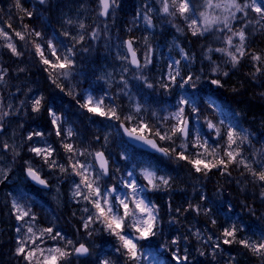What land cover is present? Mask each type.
Returning <instances> with one entry per match:
<instances>
[{
	"label": "trees",
	"instance_id": "16d2710c",
	"mask_svg": "<svg viewBox=\"0 0 264 264\" xmlns=\"http://www.w3.org/2000/svg\"><path fill=\"white\" fill-rule=\"evenodd\" d=\"M169 1L171 8L162 12L155 0H114L113 14L103 22L97 17V0H0V29L19 57L7 58L27 62L30 53H43L32 56L28 69L35 75L32 90L41 102L21 121L27 126L23 133L31 134L27 145L31 147L36 131L41 133L53 150L36 161H43V167L54 174L73 173L70 176L83 188L82 194L94 198L97 186L104 189V181L75 176L81 156L62 151L59 142L85 156L96 149H120L112 159L122 169L136 175L144 163L162 175L163 182L146 184L141 193L150 213L149 235L142 247L158 250L153 254L159 264H264V167L256 160L264 141V29L249 26L242 52L227 54L218 50L214 33L204 31L186 3ZM235 1L244 6L252 0ZM258 1L264 10V0ZM99 23L111 24L120 44L129 39L138 53L152 55L148 86L130 79L129 97H118L119 89L100 72L97 57V64L84 57L81 45L92 42ZM115 62L123 71L128 67L127 62ZM77 68L74 77L64 78V70ZM110 74L107 71L106 76ZM85 90L100 100L98 113L87 114ZM54 92L64 102L72 101L70 105L82 116L75 119L77 128H84L80 133L56 135L50 120H45L50 104H56L55 112L63 108L61 102L50 103ZM23 108L30 111L27 101ZM177 110L193 126L188 142L180 138L179 122L166 119ZM121 122L156 139L168 158L135 156L137 150L122 139ZM210 123L216 131L211 134ZM33 211L48 220L49 240L62 248L66 254L62 259L74 258L71 247L81 240L89 244L108 238L131 257L122 238L133 226L116 227L110 215L94 205L86 210L68 207L62 213L39 202L31 206ZM56 220L60 227L53 229ZM2 222L3 237L12 240L13 223ZM66 222L72 223L71 228ZM169 241H176L178 249L165 248ZM4 252L0 250V256ZM127 262L135 264L133 259Z\"/></svg>",
	"mask_w": 264,
	"mask_h": 264
},
{
	"label": "rangeland",
	"instance_id": "374dc122",
	"mask_svg": "<svg viewBox=\"0 0 264 264\" xmlns=\"http://www.w3.org/2000/svg\"><path fill=\"white\" fill-rule=\"evenodd\" d=\"M43 2L44 0H38ZM159 9L162 12H167L171 8L172 3L169 0H155ZM183 3L187 4V9L194 11L197 18L200 20V26H203L206 33H214L216 36V44L219 45L218 50L225 52L227 54L234 52H242V42L244 41V36L246 35V30L249 26L253 24L264 29V12L257 0H252L251 2L240 6L235 0H181ZM99 10V8H98ZM100 11L98 12V16ZM263 16V18H262ZM116 30V25L114 29ZM118 42V37L112 32L111 24H101L99 25L96 33L95 40L91 43L83 46L84 57H87L91 62L96 63V57L98 59V67L101 69V73L106 77V79L111 82V85L117 86L116 93L118 96L129 97L131 92L130 79L135 83H141L142 85H147V73L150 67L153 65V58L150 53L143 54L142 57V69L136 73H130V78L125 76V71H123L115 62L116 60L120 63H125L126 54L124 50V45ZM13 54V46L10 38L0 29V56H5ZM22 60V59H21ZM26 61V60H25ZM113 65L112 69H109L110 65ZM22 69L18 71L13 68L8 69L10 78H5V73L0 69V125L5 128L4 134L0 136V178L1 180L8 179L9 177L14 180H8L11 185L16 182L20 188L21 185L25 184L26 178L24 174L18 169L12 166L13 161L17 158L16 154L20 153L19 140L25 136V133L19 132L20 123L19 119V108L20 102L16 95L24 86L21 83L22 77H24L28 66L27 64L21 63ZM107 71L111 73L106 76ZM65 78L70 79L73 76L69 70L65 71ZM120 76H124L123 79H119ZM25 78H23L24 81ZM148 86V85H147ZM9 89V91H7ZM89 103V104H88ZM85 105L92 108L93 111H99L96 101L93 100L89 93H86ZM91 110V112H92ZM181 116L180 111L167 115L168 121L179 122L180 128L184 119ZM37 140H34L32 144V153L34 156L30 155L34 159V163L28 164V166L39 172L40 165L36 161L37 158H46L50 153L49 146L42 140H38L39 137L36 136ZM3 146L8 147L7 151H4ZM36 155V156H35ZM257 163L260 167H264V141L260 150L257 152L256 156ZM92 165L87 163L81 165L83 174L81 177L88 181H92L91 170ZM14 170V171H13ZM49 176L45 178L51 180V172H47ZM146 180L151 183L156 177L155 172L146 169L144 172ZM44 176V175H43ZM121 191L116 192L114 201L108 198V190L104 195L100 187L96 188V193L99 200H108L106 202L110 207L115 203L125 207L126 202H132L133 208L136 209V229L137 233L141 235L145 234L149 227L148 217L145 213L144 205L139 198V194L134 192L133 194L125 195L128 191H134L132 184V179L130 176L126 178L119 179ZM59 184L55 185L53 193L46 194L43 197L51 199L57 197L59 192H61ZM64 188V187H62ZM23 191V188H20ZM71 194L76 197L79 193V188L77 183L73 181L71 184ZM24 192V191H23ZM95 192V191H94ZM21 192L16 189L15 193L12 194L10 190L0 191V208L6 205L10 208L13 213V218L15 221V237L14 242L17 247V253L23 254L25 257L29 258L34 264H56L57 260L63 257V254L56 245L52 244L53 241L49 240L47 234L37 232L35 229L31 228L29 219L27 217L26 209L23 210L21 206L17 204L16 197L21 198ZM21 198V201L23 202ZM20 202V201H19ZM117 221V220H116ZM3 229L0 228V243L3 240ZM136 233V234H137ZM125 244L128 248H132L134 244L133 237H126ZM139 262L141 264H158L149 253H144L140 256Z\"/></svg>",
	"mask_w": 264,
	"mask_h": 264
},
{
	"label": "bare ground",
	"instance_id": "6f19581e",
	"mask_svg": "<svg viewBox=\"0 0 264 264\" xmlns=\"http://www.w3.org/2000/svg\"><path fill=\"white\" fill-rule=\"evenodd\" d=\"M99 7H101V4L99 1H97V7H95V9H98ZM113 7H115L114 3L112 4V8ZM99 19H101V21L105 20L103 16L100 17ZM2 64L9 65L15 71L16 70L18 71L19 69H22V68L24 70V67H22L21 62L17 60L14 61L8 58H3ZM50 90L52 91L53 87H51ZM118 97L121 98L120 96ZM53 101L58 102V103L61 102L63 105V108L60 111L58 109V111L55 112L54 107L56 106V104H50L51 105L50 108H48V110L46 111L45 120H50L49 125L53 129V132L56 135L68 134V133L72 135L73 133L74 134L80 133L84 128H77V125L79 124L75 121V119H78L79 117H82V116H80L78 111L72 108V105H70L72 101L64 102L62 98L59 96V94L55 92L53 94H50V103ZM32 105L34 106V104ZM85 107H86L87 114L98 113V111L97 112L93 111L92 108H91L92 110L91 112L90 107H88L87 105H85ZM33 109L34 107L32 108V110ZM88 118H89V121L93 119V118H90L89 115H88ZM18 126H20V128H19V132L17 133L20 134L23 131L26 132L27 130L26 124L19 123ZM121 126L129 130V128L124 123L121 122L118 124V128L120 131H122ZM33 136L35 140H37L36 136H38L39 137L38 140L44 141L49 146L50 151L53 150L49 142L42 137L41 133L36 131V133L33 134ZM127 145L133 149H136L137 152H135V156L140 157V155H142L141 159L143 155L148 156V158L149 157H158V158H163V159L168 158V154L160 155L157 153L147 151L143 148L137 147L130 143H128ZM58 148L63 149L62 151L68 150L72 154L77 153L78 155L81 156L82 160L78 163V165L75 166L74 171H73L75 175L81 176V174L84 173L83 172L84 165L89 163L92 165L91 170L93 173L91 174V177H107L112 180V184L110 186H104V189L102 190V193L104 195L106 194L107 190L109 194L110 193L116 194V192L121 191L119 179L126 178L127 176H130L132 179L134 191H128L125 195H129L131 192H136L139 195H141L146 184L149 186L152 185V184L143 182V180H140L138 178V175L141 178L145 176L144 172L146 169L152 170L148 165L146 164L144 165V163H140L139 168H138V174L135 175L134 171L130 169H124V168L122 169L120 165L116 164L113 161L112 158L117 156L120 149H114V150L99 149V152L103 154L106 160V164H107V172L105 174L104 171L100 170L99 165L97 163V160H96V156L98 155L97 152L87 151L86 156H85V154L82 151H76L77 149L73 148L72 145L69 144V146L68 145L63 146L61 145V142H59ZM3 149L6 150L8 149V147L3 146ZM22 151L23 150L20 149V153L16 154L17 162L15 164V167L20 168L24 172H26L28 170H31L28 164L31 163V161L33 163L35 161L32 157H27L29 156L27 152L23 153ZM83 157L85 161L83 160ZM38 164L40 165L39 170L40 172L43 173L44 176L41 175L39 172L37 171L36 172L39 174L42 181L38 185H32L28 183V181H25V184L20 186V188H23L24 192L21 191L20 188H17L19 185L16 182H13L11 185L8 183V180H14L13 178L9 177L8 179H5V180H1L0 178V191L10 190L12 194H14L16 189H18L22 193V199L26 198V200H23L22 202L18 197H16V201L19 206H21L22 208L24 207L26 208V213L29 219V223L31 224V228L35 229L37 232H40L41 234L45 233L47 234V236L48 234L52 233L47 227L48 220L40 218L38 215H36V211H33L32 213L30 212L31 205L34 203H39V202L41 204H44L45 206L48 205V207H54L58 212L60 211L62 213L68 207H75L81 210H86L88 205H94L95 207L106 211V213L110 215L116 227L119 228V227H122L123 225L133 226L131 233L124 235L122 238V246L126 251L131 252L132 258L130 256L124 255L123 249L116 245V241L114 239L108 238L106 241H97V240L92 239L91 243L89 244L85 242L84 240H81L77 244H75L74 247L73 246L71 247L73 248L71 254L73 255L74 258L66 257L62 259L63 257L66 256V254L64 253L61 247L57 246L55 243H52L56 245L58 248H60L63 254V257L58 259L56 264H128L127 261L131 262L132 259L135 261V264H141L139 262V259H140V256L143 255L144 253H149L153 258H155L153 251L158 252V250L152 247H144V248L142 247L143 243L147 239V236L149 235V228L143 235H141L140 233H137V229H136L137 212L135 208H133L132 206H128V205H125V207H123L119 204H113V205H110L109 207L107 206L108 204L106 203L108 202V200H105V199L99 200L97 193H96L95 198L92 197L90 194L87 195L84 191H83L84 193L82 194L81 189L83 188L80 189L79 187H78L79 193L76 197H74L70 191L71 184H73V181H75V179L70 176V175L73 176V173L69 175V173L66 170H62L54 174V172H51L45 167H43V161H41ZM81 165H83V170L81 168ZM47 172H51V177H52L51 180H47L45 178L46 176H49ZM155 175L156 177L152 181L153 183L155 181L159 183L164 181V178L162 175L158 174L157 172H155ZM65 180H67L66 183L69 184L70 186L69 188L60 187L61 192H59L58 196L55 198H53L52 196H51V199H47L43 197L46 194L51 195L53 193V190L55 189V185L56 184L60 185V182H65ZM144 209L148 217V222H150V213L146 210V208ZM12 215L13 213L11 212L7 204L3 205L0 208V220L4 219V221H9L13 223L12 225L13 228H10V230H12L13 235L15 237L14 230L16 229V227H15V221ZM169 219H170V215L166 213L164 215V221L168 222ZM57 222H58L57 220L52 222L53 229H54V226L56 227V229L60 227V224H58ZM251 223L254 225L252 221ZM66 225L71 228L72 223L66 222ZM62 226H64V223L62 224ZM3 234H4V229H3L2 235ZM128 236L134 238V244L132 248H128L125 244V238ZM164 247L169 250H175V249H178V243L176 241H169L168 243L164 245ZM81 248H85L86 251L81 250L79 252L78 250ZM0 250L5 251L0 256V264H34L29 258L25 257L23 254L17 253V247L15 246L14 238L11 240V239H7L3 237Z\"/></svg>",
	"mask_w": 264,
	"mask_h": 264
},
{
	"label": "water",
	"instance_id": "95a60500",
	"mask_svg": "<svg viewBox=\"0 0 264 264\" xmlns=\"http://www.w3.org/2000/svg\"><path fill=\"white\" fill-rule=\"evenodd\" d=\"M100 4H101V8H102V15L103 18L105 19L110 11V0H100ZM126 49L128 51V54L130 56V61H131V65L134 68H138L139 65V61H138V57L137 55L134 53L133 51V47L131 45V43L129 41L126 42ZM122 129V134L125 137V139L127 140L128 143L135 145L137 147L143 148L147 151L153 152V153H157L160 155H165L166 153L164 152V150H162L158 144L152 140V139H147L141 135L138 134H134L132 132H130L129 130H127L126 128H124L123 126H121ZM188 129H189V124L187 121H185L184 127L182 129V137L184 139H187L188 137ZM96 160L97 163L99 165L100 170L104 171L105 174L107 172V164H106V160L103 156V154L99 153L96 156ZM26 176L29 179V181L33 184V185H38L41 183V178L35 174L32 171H26ZM86 251L85 248H81L78 251Z\"/></svg>",
	"mask_w": 264,
	"mask_h": 264
}]
</instances>
